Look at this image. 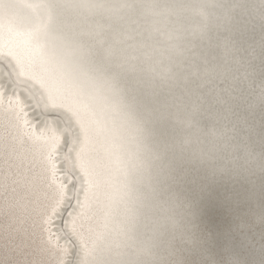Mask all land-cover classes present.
<instances>
[{
	"label": "water",
	"instance_id": "obj_1",
	"mask_svg": "<svg viewBox=\"0 0 264 264\" xmlns=\"http://www.w3.org/2000/svg\"><path fill=\"white\" fill-rule=\"evenodd\" d=\"M11 1L14 7L0 8V20H33L34 25L14 24L23 28L25 35L20 34L32 57L42 60L41 73L55 81L51 92L84 103L90 118L88 92L96 96L123 131L124 153L132 158L140 156L137 166L128 165L121 181L133 182L130 190H136L134 182H144L139 188L145 194L135 200L126 219L131 247L120 264H148L150 258L160 257L158 251L180 254L183 248L176 249L180 239L190 244L188 250L197 248L193 244L198 238V219L193 221L195 227L189 225L183 206L186 199H181L179 192H173L168 201L159 199L170 184L160 182L174 181L172 177L185 166L174 159L156 157L180 151L177 145L183 130L176 121L193 103L200 105V128L208 120L211 126L219 119L229 123L219 145L213 144L212 138L202 143L203 135L194 147L204 152L223 146L235 150L242 145L253 151L264 148L260 141L264 126H259L264 122V100L251 94L257 79L264 78V63L257 65L264 58V20L257 25L259 20L251 19H264V5L247 6L243 0H91L87 6L76 0ZM23 8L37 16L25 19L10 15L22 14ZM24 26H35L32 35L25 31L30 27ZM10 41L6 37L5 45ZM23 51L28 54L27 48ZM128 56L136 58L135 71L124 62ZM166 70L167 80L162 79ZM211 82L221 87L216 86L212 93L208 89ZM176 127L181 131L172 129ZM241 127L243 134L238 132ZM226 168V177L233 180L264 175L262 165ZM203 170V166H192L191 179L199 180ZM189 196L191 193L187 199ZM182 262L176 255V264Z\"/></svg>",
	"mask_w": 264,
	"mask_h": 264
},
{
	"label": "bare ground",
	"instance_id": "obj_2",
	"mask_svg": "<svg viewBox=\"0 0 264 264\" xmlns=\"http://www.w3.org/2000/svg\"><path fill=\"white\" fill-rule=\"evenodd\" d=\"M9 1L0 0V8L14 7ZM243 3L263 6L264 0H243ZM10 15L25 19L37 16L35 11L28 10ZM251 20H259L257 25H261L264 19ZM15 21L34 25L33 20H0V264H120L131 247L126 219L135 200L145 194L139 188L144 182H134L136 190H130L133 182L121 181L128 165L137 166L140 156L132 158L124 153L123 131L118 130L96 96L88 92L90 118L84 103L51 92L55 81L41 73L43 62L32 57L21 35L24 30ZM24 27H30L25 31L32 35L35 26ZM6 37L11 39V44L5 45ZM21 40L23 45L16 44L22 43ZM123 43L120 41V48ZM25 48L28 54H24ZM263 63L264 58L257 65ZM256 82L251 92L254 97L260 96L264 89V78ZM216 86L211 82L208 89L213 93ZM165 97L168 99V95ZM208 121L202 128L207 133L202 143H209L206 140L212 138V143L219 145L224 137L212 133L226 131L229 123L219 119L211 126L212 122ZM259 126H264V122ZM172 129L181 131L177 127ZM238 132L243 134V127ZM260 141L264 143V133ZM206 153L213 159L203 166L202 176L208 166L225 164L242 169L249 165L264 166V148L253 151L242 145L235 150L223 146ZM156 158L174 159L185 166L180 151ZM259 176L254 180L226 177L221 181L230 200L223 208L209 201L203 203L204 214L202 220H197L198 238L193 244L197 248L188 250L190 244L180 239L176 243L177 250L183 248L180 254L158 251L160 257L146 262L176 264L177 255L183 258L182 264L211 261L230 264L233 259L241 264H264V220L260 219L264 216V175ZM160 183H170L160 194V201L171 199L173 192H179L181 199L192 194L193 185L189 183ZM219 219L223 223L213 228L209 236L203 221Z\"/></svg>",
	"mask_w": 264,
	"mask_h": 264
},
{
	"label": "snow or ice",
	"instance_id": "obj_3",
	"mask_svg": "<svg viewBox=\"0 0 264 264\" xmlns=\"http://www.w3.org/2000/svg\"><path fill=\"white\" fill-rule=\"evenodd\" d=\"M72 2V0H69ZM76 2L87 6L91 3V0H76ZM134 56L125 57L124 62L127 64L129 70L135 71L136 64ZM168 71L166 70L162 79L167 80ZM215 75L214 73H210ZM260 99L264 100V89H262L260 94ZM200 111V105L193 103L190 110L184 112L183 118L177 119V124L183 130V136L181 141L178 143L177 147L181 153L184 154L183 163L185 165L183 172L178 173L177 176L172 177L176 182H186L193 185V190L191 196L183 201V206L186 210V216L188 217L189 225L195 227L193 221L196 219H201L203 213V203L209 201L214 203L217 207L223 208L226 201L230 200V194L223 190L221 181L227 176L228 169L226 166H208L206 167V174L199 178V180L191 179L192 166L199 168L200 166L206 165L208 160L213 159L208 153L194 147L199 145L201 142V137L207 135L200 128L197 115ZM213 135L223 136V133L213 132ZM264 220V216L260 217ZM202 220V219H201ZM208 228V235H212V230L223 223L222 219L212 221H203ZM210 264H216L215 261H211ZM230 264H241L237 259L230 261Z\"/></svg>",
	"mask_w": 264,
	"mask_h": 264
}]
</instances>
